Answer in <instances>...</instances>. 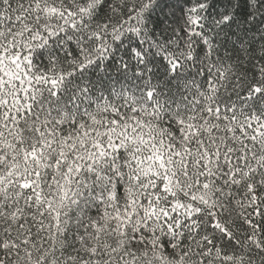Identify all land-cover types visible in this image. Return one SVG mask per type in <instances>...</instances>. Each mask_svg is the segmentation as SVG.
<instances>
[{
    "label": "snow or ice",
    "instance_id": "snow-or-ice-1",
    "mask_svg": "<svg viewBox=\"0 0 264 264\" xmlns=\"http://www.w3.org/2000/svg\"><path fill=\"white\" fill-rule=\"evenodd\" d=\"M0 264H264V0H0Z\"/></svg>",
    "mask_w": 264,
    "mask_h": 264
}]
</instances>
